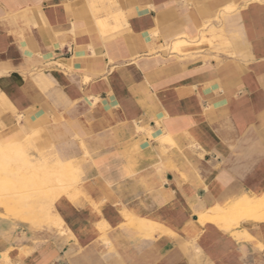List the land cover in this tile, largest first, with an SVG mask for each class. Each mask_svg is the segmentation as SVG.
I'll return each mask as SVG.
<instances>
[{
  "label": "crops",
  "instance_id": "1",
  "mask_svg": "<svg viewBox=\"0 0 264 264\" xmlns=\"http://www.w3.org/2000/svg\"><path fill=\"white\" fill-rule=\"evenodd\" d=\"M8 142L73 181L0 264H264V0H0Z\"/></svg>",
  "mask_w": 264,
  "mask_h": 264
},
{
  "label": "rangeland",
  "instance_id": "2",
  "mask_svg": "<svg viewBox=\"0 0 264 264\" xmlns=\"http://www.w3.org/2000/svg\"><path fill=\"white\" fill-rule=\"evenodd\" d=\"M28 161L31 162L29 158ZM32 162H35V160H32ZM27 166L16 167L11 163L6 164V160H2V158H0V217H4L5 215L15 216L18 217L19 220L24 219L32 227L52 226L54 224L52 219L49 217V212H51L52 208H54L53 205L58 196L56 188H58L59 192L60 187L65 188L62 187L65 186L62 184H66V181L67 183H69L70 181L66 180L63 177L60 178L58 174H54L52 173V171L38 172V167L32 168L30 165ZM4 170L5 173H2H4L5 175L1 173V171ZM13 172H15L16 174L13 175ZM50 179H52L51 182L53 184L50 183ZM57 181H63V183L61 182L62 184H59V182L57 183ZM51 187L53 189H51ZM27 188H29V190ZM51 190L53 191L51 192ZM50 204L53 205L51 206ZM15 210L18 212H15ZM19 212H21V214ZM58 217L59 216L57 215V217L53 219L56 220L58 219ZM59 220L61 221L60 217Z\"/></svg>",
  "mask_w": 264,
  "mask_h": 264
},
{
  "label": "bare ground",
  "instance_id": "3",
  "mask_svg": "<svg viewBox=\"0 0 264 264\" xmlns=\"http://www.w3.org/2000/svg\"><path fill=\"white\" fill-rule=\"evenodd\" d=\"M180 45H178V46H182L183 44H185L184 42H180L179 43ZM174 49V48H173ZM175 51V50H174ZM177 53H180V52H177ZM17 131V130H16ZM14 133V132H13ZM33 133V132H32ZM10 135V134H9ZM4 138V137H3ZM28 138H29V136H28ZM27 139V138H26ZM30 140V139H29ZM28 140V141H29ZM22 143V142H21ZM21 143H17V142H8V143H6V144H0V158H2V160H6V164H9V163H11V164H14L16 167L17 166H27V165H30L32 168L33 167H38L39 165H38V160H35V162H29L28 161V156H27V154L28 153H26V149L21 145ZM25 143H26V141H25ZM27 144V143H26ZM28 145H30V144H28ZM26 146V145H25ZM28 147V146H27ZM30 147V146H29ZM33 147H34V145H33ZM31 148V147H30ZM35 149V148H34ZM33 149V150H34ZM38 155V154H37ZM41 155V154H40ZM56 156V155H55ZM38 158H40V157H38ZM57 158V157H56ZM53 159V158H52ZM55 159V158H54ZM53 159V160H54ZM51 160V159H50ZM43 161V160H42ZM55 161V160H54ZM4 162V161H3ZM56 162V161H55ZM54 162V163H55ZM53 163V162H52ZM58 163H60V161H58ZM41 166H45V163H43V165H41ZM27 167H29V166H27ZM40 167V166H39ZM38 167V168H39ZM22 168V167H21ZM41 169H44V168H41ZM66 171V170H65ZM2 172H4L5 173V170L4 171H1V173ZM46 172H48V171H46ZM45 172V173H46ZM73 172H75V171H73ZM4 173H2V174H4ZM8 173V172H7ZM52 173H54V174H58L59 176H60V178H65L66 180H68V181H70V182H72L73 181V177L72 176H70L69 174H67V173H60L59 171H57L56 172V170L55 171H52ZM13 175H15L16 173L15 172H13L12 173ZM47 174V173H46ZM45 174V175H46ZM5 175V174H4ZM44 175V174H43ZM57 175V176H58ZM50 176V175H49ZM48 176V177H49ZM53 176V175H52ZM45 177V176H44ZM47 178V177H46ZM58 178V177H57ZM59 178V179H60ZM78 178V177H77ZM79 179V178H78ZM77 179V180H78ZM51 180L52 179H50V183L51 184H53L52 182H51ZM72 180V181H71ZM74 180H76V179H74ZM47 181H48V179H47ZM59 181H57V183H58ZM62 183H63V181H61ZM61 182H59V184H62ZM74 183V182H73ZM66 184H67V181H66ZM56 185V184H55ZM62 185H65V184H62ZM73 185V184H72ZM61 188V187H60ZM24 189V188H23ZM28 190H29V188H27ZM51 189H53L52 187H51ZM53 190H51V192H52ZM36 193H38V192H36ZM30 195V194H29ZM32 195H34V194H32ZM21 197V196H20ZM29 197H31V196H29ZM25 198V197H24ZM40 198V197H39ZM23 199V198H22ZM27 199V198H26ZM262 199H264V196H262V195H260V196H257L256 198H255V200H254V202H256V200H262ZM20 201V200H19ZM31 202V201H30ZM249 203H251V200H249V199H247V198H243V199H241V200H238L232 207H229L228 209H226V210H222L221 209V212L223 213V216H222V219H223V222H225V223H227V222H229V220H228V218L226 217L227 215H233V214H238V213H243V211L248 207V205H249ZM260 203V202H259ZM51 205V204H50ZM49 205V206H50ZM53 205V204H52ZM51 205V206H52ZM22 206V205H21ZM30 207V206H29ZM50 208V207H49ZM225 208V207H224ZM23 209V208H22ZM18 210V209H17ZM19 210H21V209H19ZM29 210V209H28ZM48 210V209H47ZM24 211H25V209H24ZM49 211V210H48ZM51 211V210H50ZM218 211H220V210H218ZM12 212V211H11ZM10 212V213H11ZM15 212H18V211H16L15 210ZM15 212H14V215H15ZM20 214H21V212H19ZM18 213V214H19ZM50 213V212H49ZM9 214V213H8ZM17 214V215H18ZM22 214H23V212H22ZM54 220V219H53ZM58 220V221H57ZM56 221L57 222H59V224L61 223V221L59 220V217H58V219H56ZM224 223V224H225ZM225 225H228V223L227 224H225ZM229 226H230V224H229ZM58 227H60V226H58ZM62 227V226H61ZM61 229V228H60Z\"/></svg>",
  "mask_w": 264,
  "mask_h": 264
}]
</instances>
